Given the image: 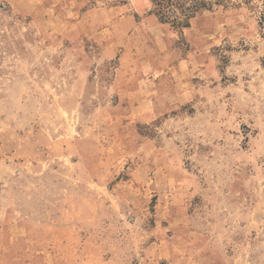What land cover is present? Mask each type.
<instances>
[{"label":"rangeland","instance_id":"374dc122","mask_svg":"<svg viewBox=\"0 0 264 264\" xmlns=\"http://www.w3.org/2000/svg\"><path fill=\"white\" fill-rule=\"evenodd\" d=\"M171 3L0 0V264H264V0Z\"/></svg>","mask_w":264,"mask_h":264},{"label":"trees","instance_id":"16d2710c","mask_svg":"<svg viewBox=\"0 0 264 264\" xmlns=\"http://www.w3.org/2000/svg\"><path fill=\"white\" fill-rule=\"evenodd\" d=\"M152 1L154 2L156 8L158 9V13H157L158 15H161L165 7L173 5L171 3L172 0H152ZM185 4L186 3H182V2L175 3V6L177 7L180 17L174 18V20L171 22L172 24L177 26H185L188 18H191L199 10L208 9L210 7V4H206L204 2H199V3L193 2L191 6L187 8L185 7Z\"/></svg>","mask_w":264,"mask_h":264}]
</instances>
